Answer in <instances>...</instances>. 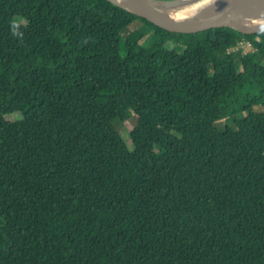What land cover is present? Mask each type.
<instances>
[{
	"label": "trees",
	"instance_id": "1",
	"mask_svg": "<svg viewBox=\"0 0 264 264\" xmlns=\"http://www.w3.org/2000/svg\"><path fill=\"white\" fill-rule=\"evenodd\" d=\"M0 264H264V31L0 0Z\"/></svg>",
	"mask_w": 264,
	"mask_h": 264
},
{
	"label": "bare ground",
	"instance_id": "2",
	"mask_svg": "<svg viewBox=\"0 0 264 264\" xmlns=\"http://www.w3.org/2000/svg\"><path fill=\"white\" fill-rule=\"evenodd\" d=\"M116 1L131 9H136L138 5H144L158 15L178 21H194L197 23L222 21L223 23L238 24L245 28H251L257 25L248 24L237 17V15L241 13L243 9H247L246 5L250 3V0H182L178 3H165L155 0ZM228 5H231V7L223 10L222 12H217L221 7ZM261 28H264V25L259 27V29Z\"/></svg>",
	"mask_w": 264,
	"mask_h": 264
},
{
	"label": "water",
	"instance_id": "3",
	"mask_svg": "<svg viewBox=\"0 0 264 264\" xmlns=\"http://www.w3.org/2000/svg\"><path fill=\"white\" fill-rule=\"evenodd\" d=\"M116 3L120 4L121 6L127 8L130 11L135 12L145 20L170 31L175 32H181V33H198L207 31L214 28H234L239 30L242 33H253V32H259L264 31V28H245L241 27L238 24H231V23H223L222 21H210V22H203V23H197V22H190V21H178L172 18L163 17L161 15H158L157 13L153 12L151 9L144 5H138L136 9H131L129 7H126L119 3L116 0H113ZM160 2H167V3H173V2H179L182 0H176V1H161V0H155ZM231 7V5L221 7L218 9V13L222 12L223 10ZM246 11L251 12L253 16L264 18V0H250V3L246 5Z\"/></svg>",
	"mask_w": 264,
	"mask_h": 264
},
{
	"label": "rangeland",
	"instance_id": "4",
	"mask_svg": "<svg viewBox=\"0 0 264 264\" xmlns=\"http://www.w3.org/2000/svg\"><path fill=\"white\" fill-rule=\"evenodd\" d=\"M173 3H176V2H173ZM237 17H239L242 21L247 22L248 24H257V25H255L254 27H251V28H259L262 25H264V18H261V19H258V20H252V19H249L248 17H245V15H243L242 13H239L237 15ZM134 27L135 28L137 27L136 29H138V30H136V31H138V32H136V37L141 36L142 34H144L148 30V27L145 24H143V23H141L139 21L134 24ZM151 39L148 41V43H150V41H152ZM243 45H246V46L242 48L243 49L242 51L241 50H235L234 52L242 54V53H246V52L251 50L249 44L245 43ZM225 81L226 80L224 78H222V83H224ZM225 125H226L225 121H218L216 123V127L219 130H224L225 129ZM132 127H133V124L131 122H127L126 124L121 125L120 126V130H121L122 135L124 137H126L127 134L129 133V131L132 129ZM128 145H131V141H128Z\"/></svg>",
	"mask_w": 264,
	"mask_h": 264
},
{
	"label": "clouds",
	"instance_id": "5",
	"mask_svg": "<svg viewBox=\"0 0 264 264\" xmlns=\"http://www.w3.org/2000/svg\"><path fill=\"white\" fill-rule=\"evenodd\" d=\"M11 32L14 37L22 36V33L19 31V24L15 20L11 23Z\"/></svg>",
	"mask_w": 264,
	"mask_h": 264
},
{
	"label": "built area",
	"instance_id": "6",
	"mask_svg": "<svg viewBox=\"0 0 264 264\" xmlns=\"http://www.w3.org/2000/svg\"><path fill=\"white\" fill-rule=\"evenodd\" d=\"M249 44L250 45V48H253V45L249 42V41H245V40H242L238 43V45L234 48H229L228 51H235V50H243L242 48L245 47L246 45H243V44Z\"/></svg>",
	"mask_w": 264,
	"mask_h": 264
}]
</instances>
